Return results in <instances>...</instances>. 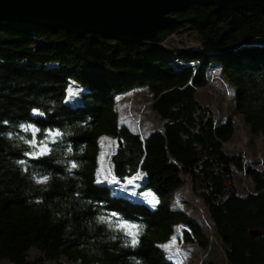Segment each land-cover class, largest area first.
<instances>
[{"label": "trees", "instance_id": "trees-1", "mask_svg": "<svg viewBox=\"0 0 264 264\" xmlns=\"http://www.w3.org/2000/svg\"><path fill=\"white\" fill-rule=\"evenodd\" d=\"M171 16L175 23L154 40L135 44L0 22V263L179 264L162 249L178 227L187 242L216 248L173 206L190 184L225 263L264 264V171L225 152L235 122L217 121L197 94L220 72L234 92L235 115L264 138V11L198 5ZM188 30L199 47L177 63L163 45ZM142 89L162 122L146 136L117 109L119 96ZM33 124L40 133L22 127ZM57 129L63 136L53 143L48 132ZM104 138L118 143L108 183L99 174ZM29 140L47 141L51 151L40 155ZM234 172L245 173L252 193L226 186ZM139 176L138 190L122 191L121 183ZM31 250L42 257L30 261Z\"/></svg>", "mask_w": 264, "mask_h": 264}, {"label": "rangeland", "instance_id": "rangeland-1", "mask_svg": "<svg viewBox=\"0 0 264 264\" xmlns=\"http://www.w3.org/2000/svg\"><path fill=\"white\" fill-rule=\"evenodd\" d=\"M167 46V47H166ZM163 47L167 50L173 61L178 62V57L184 52H189L199 47L198 37L190 30L173 35L169 43ZM198 100L203 104L210 106L216 115L217 121H225L232 118L236 125V133L233 140L224 145V150L230 155H241L247 164L256 166L264 171V138L255 136L247 130L242 120L234 113V92L228 84L221 78L220 72L213 73L209 85L205 88L198 89ZM78 95L77 90L70 92L71 100ZM154 99L148 91L142 89L131 92L117 98V109L121 121L126 124L133 132L146 136L149 132L159 129L162 122L153 112ZM117 142L109 138H104L101 142L100 171L99 174L107 179L114 178L112 175L111 161L116 150ZM141 176L132 178L127 182L121 183L123 190H134L139 187ZM138 183V184H137ZM231 183V184H230ZM227 182L226 186L235 187L241 195L252 193L253 187L251 181L245 173L234 172L232 181ZM137 184V185H136ZM130 187L132 189H130ZM120 190V189H118ZM135 191V190H134ZM137 194V192L135 193ZM148 198L149 195L143 196ZM153 201V200H152ZM154 202V201H153ZM173 206L189 215L194 221L199 223L204 231L209 234L211 242L216 248L204 249L196 241L189 243L185 240L184 227H178L174 238L170 243L162 246L165 253L179 264H204L206 261H212L218 264L225 263V250L216 243L214 226L209 218L207 208L201 200L192 194L190 184L180 193L173 202ZM42 255L37 250H31L29 253L30 261H36ZM62 264L71 263L62 259ZM0 264H9L3 262ZM46 264H57L56 262H47Z\"/></svg>", "mask_w": 264, "mask_h": 264}, {"label": "water", "instance_id": "water-1", "mask_svg": "<svg viewBox=\"0 0 264 264\" xmlns=\"http://www.w3.org/2000/svg\"><path fill=\"white\" fill-rule=\"evenodd\" d=\"M198 5L230 13L246 8L264 11V0H0V22L135 44L154 40L175 23L172 14Z\"/></svg>", "mask_w": 264, "mask_h": 264}, {"label": "snow or ice", "instance_id": "snow-or-ice-1", "mask_svg": "<svg viewBox=\"0 0 264 264\" xmlns=\"http://www.w3.org/2000/svg\"><path fill=\"white\" fill-rule=\"evenodd\" d=\"M34 112H36L38 115L42 116L43 113H39L38 109H33ZM25 131H31L33 133H40V129L37 128V126L35 124L33 125H24L22 126ZM48 136L53 137V143L55 142L56 139L61 138L63 136V133L57 129L55 132L49 131L48 132ZM29 144L33 145V146H39L41 149L40 155H46L48 154L51 149L48 147V142L44 141V142H39V141H33V140H29L28 141ZM38 158V157H36ZM73 167H77V165H73ZM113 215H116L115 213H113ZM129 235L133 236V244H138L139 240L136 238L138 233L136 232H130Z\"/></svg>", "mask_w": 264, "mask_h": 264}, {"label": "clouds", "instance_id": "clouds-1", "mask_svg": "<svg viewBox=\"0 0 264 264\" xmlns=\"http://www.w3.org/2000/svg\"><path fill=\"white\" fill-rule=\"evenodd\" d=\"M14 148H19L20 145L18 143H15L12 145ZM56 216H59L60 214L59 213H55ZM67 231H70L71 229H66ZM89 254L91 255L92 254V251H89Z\"/></svg>", "mask_w": 264, "mask_h": 264}, {"label": "bare ground", "instance_id": "bare-ground-1", "mask_svg": "<svg viewBox=\"0 0 264 264\" xmlns=\"http://www.w3.org/2000/svg\"><path fill=\"white\" fill-rule=\"evenodd\" d=\"M108 180V182H110V181H113L114 180V178H109V179H107Z\"/></svg>", "mask_w": 264, "mask_h": 264}]
</instances>
